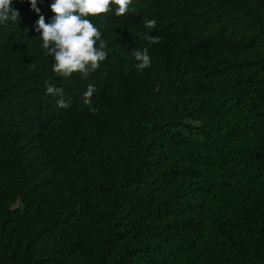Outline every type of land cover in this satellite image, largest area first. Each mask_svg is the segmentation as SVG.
I'll return each mask as SVG.
<instances>
[{"label": "trees", "instance_id": "1", "mask_svg": "<svg viewBox=\"0 0 264 264\" xmlns=\"http://www.w3.org/2000/svg\"><path fill=\"white\" fill-rule=\"evenodd\" d=\"M52 2L0 23V264H264V0L114 6L87 78L42 47Z\"/></svg>", "mask_w": 264, "mask_h": 264}, {"label": "clouds", "instance_id": "2", "mask_svg": "<svg viewBox=\"0 0 264 264\" xmlns=\"http://www.w3.org/2000/svg\"><path fill=\"white\" fill-rule=\"evenodd\" d=\"M33 10L39 13L36 7L37 0H30ZM132 0H54L50 8L54 13L51 23H45L43 15H40L36 31L40 33L42 47L46 53L53 57V70L57 76L71 77L74 73L87 78L106 59V42L101 39L102 33L93 24L92 18L101 14L107 15L115 6V15L124 16L129 12ZM13 0H0V23L9 19L16 21L18 12L12 7ZM145 27H155V20H144ZM150 44L159 43V37L146 36ZM99 42V46H97ZM132 55L138 62L135 67L143 71L151 66V58L148 50H134ZM95 91L94 85H88L83 94V104L89 107V111L95 112L91 97ZM47 94L60 97L57 106L63 109L70 107L65 102L63 88L48 86Z\"/></svg>", "mask_w": 264, "mask_h": 264}]
</instances>
